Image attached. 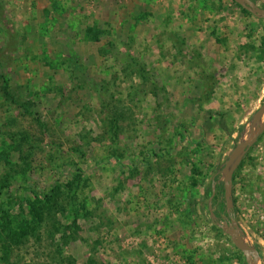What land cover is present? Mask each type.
Segmentation results:
<instances>
[{"label":"rangeland","instance_id":"obj_1","mask_svg":"<svg viewBox=\"0 0 264 264\" xmlns=\"http://www.w3.org/2000/svg\"><path fill=\"white\" fill-rule=\"evenodd\" d=\"M263 104L264 21L232 0H0V264H247L209 196ZM235 177L264 264V134Z\"/></svg>","mask_w":264,"mask_h":264},{"label":"water","instance_id":"obj_2","mask_svg":"<svg viewBox=\"0 0 264 264\" xmlns=\"http://www.w3.org/2000/svg\"><path fill=\"white\" fill-rule=\"evenodd\" d=\"M242 8L246 9L256 18L264 21V8L260 7L253 0H234ZM264 134V104L262 107L249 119L248 123L242 131V138L234 149L230 157L226 160L221 171V176L212 185V191L209 196V209L213 219L222 230L232 239L239 251L245 256L247 264H260V252L247 236L244 229L241 227L236 214L234 213L233 187L234 176L243 160L258 142L259 138ZM223 185L224 198L226 202L227 216H224L222 221L218 219L215 211L216 187Z\"/></svg>","mask_w":264,"mask_h":264},{"label":"trees","instance_id":"obj_3","mask_svg":"<svg viewBox=\"0 0 264 264\" xmlns=\"http://www.w3.org/2000/svg\"><path fill=\"white\" fill-rule=\"evenodd\" d=\"M238 7H240L242 9V11L245 14L248 15H252L251 13H249L246 9L242 8L240 5H238L234 0H232ZM260 22H263L262 20H260ZM217 42L219 44H221L220 40H217ZM249 46V45H248ZM9 80L6 79V81H4V85H3V93L5 95V97L7 98V100H10L12 103L18 104V101H16L15 97L13 95H11L10 93V85H9ZM223 116V115H221ZM220 129L221 131L227 130V126L223 124L222 121H220ZM217 125V124H216ZM214 127H212L211 129H213ZM19 140V141H18ZM17 142L21 143L23 139H18ZM207 148L205 146H202L201 148V152H207ZM6 153V151H5ZM8 154V153H7ZM6 154V155H7ZM210 155V152L208 151L207 154L201 156L199 159L202 160L201 164L199 166H197V164H194L193 166L196 167L193 169V173L195 175H199V176H206L207 170L210 171V167L213 168L211 165L204 164V158H208ZM245 163V159L243 160L242 164L240 165V167L238 168V170H240L243 166V164ZM238 177L234 176V191L233 193H235L236 190V185L238 183L237 181ZM246 177H241V180H245ZM248 179V178H247ZM255 179V177H249V179L247 180L249 182V186L252 187L251 189H253L254 187V183H252L251 180ZM251 182V183H250ZM259 184V183H258ZM71 187V185L69 186ZM221 187L223 188V185H221ZM9 188V182L3 178H0V195L4 194L6 192V190ZM224 189V188H223ZM244 189H248V186H244ZM64 193L62 186L56 184L55 187L51 190H49L46 193H40L38 191H33V196L34 197H27V202H26V207L28 208V211L30 212V221L28 222L27 226H20L17 228V230H21V232H23L24 234H28L27 230L32 229V233L35 230V228L31 227V225H37V227L40 226V223L43 219V215L44 213L53 205L56 203V201L60 198V196ZM4 200H8V198H6V196L4 197ZM11 198H9L10 200ZM194 201H191V199L188 200L189 206L191 207V209L193 211H195V205L193 203ZM239 211V209L237 207H235L234 209V213L237 215ZM78 212H76L77 214ZM5 214V213H4ZM223 216H227V212L226 209H224ZM2 221L4 222H0V241L3 242V246H5L4 242L7 243L6 241H12L14 238V235L16 234V231L12 230L10 228L9 223H7L4 220V217L2 218ZM253 230L256 231L257 233L260 234L259 230L256 227H253ZM4 231V232H3ZM3 234H5L6 236V240H2V237L4 236ZM16 240V239H14Z\"/></svg>","mask_w":264,"mask_h":264}]
</instances>
